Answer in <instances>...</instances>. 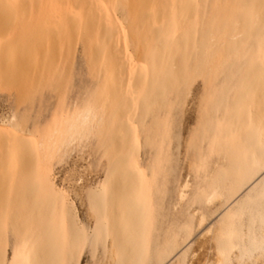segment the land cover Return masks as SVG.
Segmentation results:
<instances>
[{
    "label": "bare ground",
    "instance_id": "bare-ground-1",
    "mask_svg": "<svg viewBox=\"0 0 264 264\" xmlns=\"http://www.w3.org/2000/svg\"><path fill=\"white\" fill-rule=\"evenodd\" d=\"M202 1L0 0V75L11 72H7L8 65L17 64L18 54L24 63L38 61L44 51L71 47L80 39L94 62L107 63L103 76L108 80L110 102L140 109L138 124L126 116V122L117 127L110 140L106 177L86 195L89 222L96 219L94 228L81 225L75 203L68 202L54 187L43 165L38 174L40 192L22 205L18 214L22 223L28 219L30 224L23 230L17 226L13 256L5 264H69L72 259L79 264L86 245L92 256L99 245L104 251L108 249L110 257L100 264L164 263L192 235L195 222L192 217L168 228L160 238L156 236L163 195L160 176L169 162L164 138L170 122L166 116L163 139L155 146L150 165L144 167L138 125L152 110L166 107L170 114L171 96L183 93L193 73L207 78L214 63L222 60V65L231 67L236 55H240L235 68L238 75L226 87L231 94L219 118L227 164L219 165L208 184L199 187L192 204L200 205L202 211L220 199V208L228 209L216 224L220 256L216 264H230L229 255L236 249L238 264L264 263V0H246L245 10L224 18L225 39L221 43L212 34V16L202 28L203 38L195 41ZM120 3L130 8L131 40L117 19L115 11ZM254 21L256 32L237 38ZM141 28L147 29L143 32ZM235 37L238 40H232ZM81 122H88L87 115ZM150 132H146V144L152 140ZM245 214L249 215L247 222L242 218ZM240 218L245 220L243 224ZM203 220L204 216L200 223ZM5 247L0 240V264Z\"/></svg>",
    "mask_w": 264,
    "mask_h": 264
},
{
    "label": "rangeland",
    "instance_id": "rangeland-1",
    "mask_svg": "<svg viewBox=\"0 0 264 264\" xmlns=\"http://www.w3.org/2000/svg\"><path fill=\"white\" fill-rule=\"evenodd\" d=\"M245 1H202L198 10L202 14L201 24L195 41L203 38L202 30L208 26L209 16H212L216 29L212 34L215 41L223 42L224 18L245 10ZM129 9L120 3L115 12L131 40L132 15ZM256 28L257 22L254 21L245 34L237 38L255 33ZM142 29L143 32L146 30ZM76 42L57 51H44L38 61L24 63L18 54L15 58L19 59L17 64L7 66V72H11L6 76L0 75V231L3 230L0 240L6 245L1 264L12 259L17 226H23V230L30 224L28 219L23 224L18 214L22 205L32 201L36 192H40L38 174L43 165H46L54 187L64 193L68 202L75 203L81 225L87 229L94 228L96 219L89 222L86 195L106 177L112 151L110 140L114 138L117 127L126 122V116L138 124L140 109L130 110L124 105L121 108L120 103L110 102L112 95L107 87L108 80L103 76L107 63L94 62L81 40ZM129 48L134 54L130 44ZM7 55L10 57L12 53L7 52ZM239 56L234 57L231 67L222 65V60L214 63L207 78L193 73L195 76L192 74L193 78L184 86L183 93L171 96L174 99L170 114L166 107L160 111L152 110L143 124L138 125L139 155L144 167L150 165L155 146L163 139L167 123L164 118L168 116L170 122L164 138L169 162L160 176L163 185L159 191L163 195L157 212L156 236L160 238L168 228L178 227L192 217L195 222L192 235L162 264H216L217 257H220L216 238L219 225L216 224L227 207L220 208L221 200L217 199L215 204L201 211V206L192 202L199 187L211 180L214 170L227 164V145L220 139L223 124L219 118L231 94L226 87L238 75L235 68H238ZM13 66L15 71L22 68L16 71L19 72L17 75ZM219 97L223 98L222 101ZM85 115L88 122L83 124L81 120ZM148 129L152 138L150 144L145 143ZM57 138H64V141L59 142ZM214 211L216 213L212 214ZM202 216L204 220L200 223ZM248 217L246 214L242 216L246 222ZM242 218L239 223L242 221L243 224L245 220ZM245 229L246 226L243 231ZM99 246L92 256L90 247L86 245L79 264H100L109 258L108 249L104 251ZM237 254V249L230 253V264H238ZM69 264H74V259ZM256 264L264 263L258 261Z\"/></svg>",
    "mask_w": 264,
    "mask_h": 264
}]
</instances>
